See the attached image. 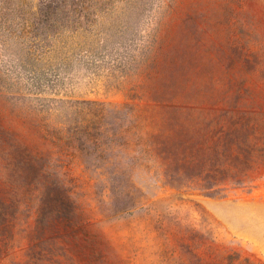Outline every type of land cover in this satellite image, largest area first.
I'll use <instances>...</instances> for the list:
<instances>
[{"label": "rangeland", "instance_id": "rangeland-1", "mask_svg": "<svg viewBox=\"0 0 264 264\" xmlns=\"http://www.w3.org/2000/svg\"><path fill=\"white\" fill-rule=\"evenodd\" d=\"M49 45L58 48L51 65L36 63ZM32 64L52 102L129 103L150 114L179 93L189 105H236L261 126V150L252 182L222 195L162 187L142 168L115 186L97 155L119 149L61 151L33 113L0 101V123L48 158L75 204L71 221L39 234L36 216L20 215L8 237L0 234V264H264V0H0L1 85L32 94Z\"/></svg>", "mask_w": 264, "mask_h": 264}, {"label": "trees", "instance_id": "trees-1", "mask_svg": "<svg viewBox=\"0 0 264 264\" xmlns=\"http://www.w3.org/2000/svg\"><path fill=\"white\" fill-rule=\"evenodd\" d=\"M90 39L88 33L85 44L93 48ZM151 46H146L147 50ZM119 47L124 53L121 63H127L130 52L121 44ZM144 49L140 47L138 57ZM113 50L117 56L122 54L117 53V48ZM56 51L57 46L43 47L35 62L51 65ZM97 52L93 49L90 56ZM131 57L135 59V55ZM137 62L139 68L140 59ZM29 68L32 94L23 95L20 87L8 90L0 83V101H7L12 109L33 113L42 136L61 151L84 149L87 144L119 149L117 154L97 155L105 161L109 183L129 185L136 168L147 171L162 187L213 196L252 182L249 171L256 151L261 150L256 142L263 132L236 105H189L177 98L179 93L171 97L176 101H162L150 114L129 103L64 99L52 102L38 90L43 81L37 67L32 64ZM47 69L59 78L58 69ZM44 81L50 82L47 78ZM25 99L32 103V108ZM214 99L213 95L202 101ZM74 213L70 190L51 168L48 158L34 153L13 130L0 123V234L8 237L22 214L36 216L39 234L52 221H71Z\"/></svg>", "mask_w": 264, "mask_h": 264}]
</instances>
